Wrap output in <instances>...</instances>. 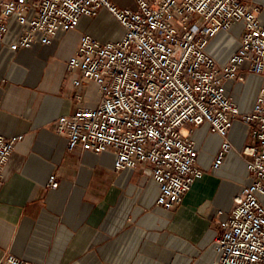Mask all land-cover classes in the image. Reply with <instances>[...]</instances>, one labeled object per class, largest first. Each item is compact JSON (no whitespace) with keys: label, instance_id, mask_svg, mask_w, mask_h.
Instances as JSON below:
<instances>
[{"label":"built area","instance_id":"1","mask_svg":"<svg viewBox=\"0 0 264 264\" xmlns=\"http://www.w3.org/2000/svg\"><path fill=\"white\" fill-rule=\"evenodd\" d=\"M101 9L115 18L123 36L107 42L89 34L80 38L67 70L79 72L73 85L81 106L56 121V132L67 135L69 150L111 152L118 172L141 168L159 186L157 205L172 210L204 176L194 128L208 124L222 138L212 164L219 170L234 149L229 132L240 122L250 137L239 155L251 183L235 196L215 237L214 264H264V87L246 112L225 87L245 81L244 65L248 74L264 78L260 7L247 0H135L133 9L110 0H0V40L15 19L23 32L12 51L29 49L37 40L48 46L58 33L77 29L83 17L94 18ZM238 25L240 46L221 65L208 52L209 43ZM91 85L98 95L82 94ZM85 98H96L97 104L83 105ZM22 139L0 134V177ZM58 186L54 175L48 187ZM0 264L31 263L7 256Z\"/></svg>","mask_w":264,"mask_h":264},{"label":"crops","instance_id":"2","mask_svg":"<svg viewBox=\"0 0 264 264\" xmlns=\"http://www.w3.org/2000/svg\"><path fill=\"white\" fill-rule=\"evenodd\" d=\"M123 1L110 0L128 8ZM247 1L260 7L264 22V0ZM22 32L11 19L0 40V134L23 138L0 177V260L15 256L31 264H214L215 237L235 196L251 183L239 155L250 143L247 128L234 124L228 135L234 149L219 170L212 164L222 138L208 124L194 128L204 176L179 206L165 209L156 203L158 184L141 168L118 172L114 154H95L80 146L69 150L67 135L55 130L60 117L81 106L73 85L79 72L67 70L80 38L120 39L124 31L115 18L101 9L94 18L83 17L77 29L58 33L51 45L37 40L31 48L14 52L10 46ZM241 33L242 25L220 32L208 52L226 64L240 46ZM246 69L241 68L244 82L225 86L242 112L250 110L264 87V78ZM89 90L82 94L89 95ZM85 99L83 105L97 104L96 98ZM54 175L57 189L48 187ZM260 199L264 203V196Z\"/></svg>","mask_w":264,"mask_h":264},{"label":"rangeland","instance_id":"3","mask_svg":"<svg viewBox=\"0 0 264 264\" xmlns=\"http://www.w3.org/2000/svg\"><path fill=\"white\" fill-rule=\"evenodd\" d=\"M123 4H124L125 7H128V8H130V9H133V8H134V5H135V1H134V0H124V1H123ZM88 93H89V94L94 93L95 96H97V95H98L97 88H96V87L94 88V86H92V87L90 88V90L88 91Z\"/></svg>","mask_w":264,"mask_h":264}]
</instances>
